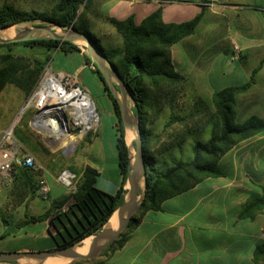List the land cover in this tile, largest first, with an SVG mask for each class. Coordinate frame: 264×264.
Wrapping results in <instances>:
<instances>
[{
	"label": "crops",
	"instance_id": "0c3cea01",
	"mask_svg": "<svg viewBox=\"0 0 264 264\" xmlns=\"http://www.w3.org/2000/svg\"><path fill=\"white\" fill-rule=\"evenodd\" d=\"M99 2L105 8V17L122 20L133 15L136 23L157 8H161L162 20L167 23L184 22L201 13L195 31L171 47L174 68L186 78L190 91L187 101L194 103L190 107L198 114L191 127L201 130L209 124L210 117H215L214 91L250 80L251 85L235 96L236 121L242 122L251 115L264 118V0ZM182 44L184 57L175 60L174 49L182 48ZM234 45L240 49L238 55H234ZM68 54L75 58L70 67L50 68L49 72L73 75L89 94L80 77L89 69L94 75V85L104 92L92 66L79 53ZM108 112L113 118L111 124L116 136L117 119L111 101ZM97 117V128L86 142L88 148L82 161L68 158L64 166L55 163L47 166L36 156L41 171L34 173L45 178L49 188L46 197L39 195L38 189L32 191L18 173L11 183L0 178V209L4 207L11 218L8 221L0 211V252L47 250L45 247L51 241L48 220L32 219L45 213L53 200L73 191L86 165L98 172L97 188L110 194L116 192L121 175L119 170L105 175L107 145L97 139L98 113ZM40 119L34 116L29 126L53 162L58 159V155H52L57 147L50 146L38 133H47V140L51 138L54 144L58 137L45 121L42 126L37 124ZM171 135L165 138L163 135L162 141ZM20 144L26 150L27 146ZM27 149L34 155L40 153ZM217 166L221 174L206 177L192 188L164 200L160 209L146 212L124 245L103 256L98 264H264V256H254L257 247L264 245V131L233 146L219 158ZM125 188L126 180L123 185L126 191ZM42 200L47 203H40Z\"/></svg>",
	"mask_w": 264,
	"mask_h": 264
},
{
	"label": "trees",
	"instance_id": "16d2710c",
	"mask_svg": "<svg viewBox=\"0 0 264 264\" xmlns=\"http://www.w3.org/2000/svg\"><path fill=\"white\" fill-rule=\"evenodd\" d=\"M94 2L95 0H57L51 8L43 11L20 9L8 2L0 3V28L22 23H55L72 26L85 33L96 42L113 65L137 108L146 170L144 196L125 229L99 257L78 259L67 264H98L103 256L124 245L128 234L135 229L146 212L160 209L164 200L192 188L206 177L221 174L217 166L219 158L239 142L264 131V118L251 115L242 122L236 121L235 96L246 90L251 85V80L242 85L216 90L212 93L214 115L217 117L213 134L207 140L198 141L192 146L191 160L171 159L166 168H159L156 154L181 144L192 130L187 123L194 115L192 112L171 115L169 122H179L183 128L168 136L165 141H162L163 133L152 131L149 125L159 119L165 108L173 111L187 94L186 78L174 68L171 47L195 31L201 13L180 23L164 22L161 8H157L139 23L135 22L133 15L122 20L105 17L122 40L121 46L105 49L89 28V11L91 12ZM57 50L64 54L79 53L86 64L92 65L103 91L111 101L117 119L115 148L121 183L114 194L100 190L95 186L98 172L86 165L77 178L74 190L53 200L45 213L32 219L48 220L51 241L45 247L47 250L70 246L99 231L123 200V185L128 172V150L117 102L110 94L102 74L77 45L56 39L0 44V93L6 86L12 85L24 97H28ZM44 83L45 80H42L41 86ZM30 118V114L22 115L15 124L13 133L20 143L35 152L44 147L29 126ZM91 132L85 134L86 141ZM17 173L27 180L32 191L38 189L37 174L25 167L16 168V175ZM254 256H264V245L257 247Z\"/></svg>",
	"mask_w": 264,
	"mask_h": 264
},
{
	"label": "rangeland",
	"instance_id": "374dc122",
	"mask_svg": "<svg viewBox=\"0 0 264 264\" xmlns=\"http://www.w3.org/2000/svg\"><path fill=\"white\" fill-rule=\"evenodd\" d=\"M2 2H8L13 4L15 7L20 9H35L39 11L47 10L51 8L57 0H0V3ZM91 12L89 11V23H90V31L94 34V36L98 39L99 44L105 48H113L121 46L122 40L119 34L114 30V28L105 20V8L100 5L99 0L95 1L93 5L91 6ZM94 14H97V18H95ZM37 24V23H36ZM180 48L178 46L177 50L174 49V59L178 60L183 58L182 49L184 50L185 47L182 44ZM75 59L70 54H64L62 52H59L57 54L53 55V60L49 61L46 66L44 67V70L42 72L41 78L44 77V73L50 71V68H60L65 69L71 66L72 60ZM80 77L83 79L84 84L87 86L89 90V94L91 95V98L94 102V105L97 109V113L99 115L100 119V128L97 133V139L103 140L104 143H106V160L104 162L105 166V175L112 174L113 171L118 173V166H117V157L115 153L114 148V139H115V131L112 128V121L113 118L109 114V106H110V99L105 94V92H102L101 89L98 90V88L94 85V75L91 73L89 69H86L84 73L80 74ZM36 84L34 91L37 90L39 86V82ZM46 84L45 83L38 89L36 92L37 95H40L41 90L44 88ZM190 94L189 89H187V94ZM186 95L183 96L182 102H179L178 106L176 108H165L161 114L159 119L153 123L152 125H149V127L154 132H161L164 135V138L166 135H171L173 133H178L182 128V124L179 122H169L171 119L172 114H189L193 113V117L191 120H188V125L192 126L191 124L193 119H196V114L190 107L191 105H194L192 101L190 103L187 101ZM30 95L28 97H24L23 93L15 88L12 85H8L4 88V90L0 93V130L3 129L5 126H7L10 122L15 121V124H17L20 120V117L25 114H30V121L34 116H39V110L38 108H35L33 103H30L26 108L22 109L24 105L26 104L27 100L29 99ZM42 110V109H41ZM40 110V111H41ZM36 119V118H35ZM46 120V117H41L39 121H36L37 124L42 126L43 121ZM199 120V119H197ZM217 122V117H210L209 118V124L206 125L203 129L198 130L195 129V127L192 128L191 132L187 135L186 139L178 145H175L171 147L170 149L160 153L156 154V164L159 168L164 169L169 164L171 159H181L185 161H189L192 159L193 153H192V146L198 142V141H205L207 140L214 132L215 127L214 125ZM166 123H168V126H165ZM45 127V126H44ZM97 128V127H96ZM70 132L63 134H53L58 137L57 143L55 144L51 141V138L47 140L48 134L38 133L39 137L44 136V139L46 142L52 146L57 147L55 149V153L52 154L58 155V159H55V161H51L49 158V152L44 149H40L37 151L39 153L38 155L34 153H31L29 149L24 150L25 152H29L31 155H33L35 158L38 156L43 162L46 163L47 166H50L52 163H55L57 165L64 166L66 164L67 159H79V161H82V156L85 151H87L88 146L86 145L85 140V134H81L76 130H71L69 128ZM51 135V134H50ZM80 137V138H79ZM70 161V160H69ZM41 162V161H40ZM42 163V162H41ZM81 163V162H80ZM60 171H58V174ZM53 180L52 177H50V184ZM56 193H54L55 195ZM40 203L46 204V201H40ZM1 215L5 217L8 221H11L10 216L8 213H6V210L4 207H1L0 209Z\"/></svg>",
	"mask_w": 264,
	"mask_h": 264
},
{
	"label": "water",
	"instance_id": "95a60500",
	"mask_svg": "<svg viewBox=\"0 0 264 264\" xmlns=\"http://www.w3.org/2000/svg\"><path fill=\"white\" fill-rule=\"evenodd\" d=\"M0 31H7L6 35L0 34V44L35 39H56L68 41L77 45L79 49L91 59L94 66L102 74L110 94L117 102L120 120L123 126L124 140L128 150V172L126 176V191L123 195V200L101 229L95 234L86 237L90 239L85 251L78 250L80 243L86 239L83 238L63 248L0 252V262H10L13 264H44L49 258H62L68 259L67 263H70L78 259L89 260L99 257L102 251L110 243L115 241L119 234L125 229L144 196L146 170L142 151L138 112L132 95L129 93L117 71L106 59L96 42L91 40L85 33L76 30L72 26L58 25L55 23H22L2 27ZM40 115L46 117L45 124L53 134H60L62 131L66 133L70 132L68 120L64 111L57 110L48 112L42 110L39 112V116ZM127 130L134 131L135 133L130 142L126 139ZM114 213H116L117 218L115 226L110 222V218Z\"/></svg>",
	"mask_w": 264,
	"mask_h": 264
},
{
	"label": "built area",
	"instance_id": "2783aa9c",
	"mask_svg": "<svg viewBox=\"0 0 264 264\" xmlns=\"http://www.w3.org/2000/svg\"><path fill=\"white\" fill-rule=\"evenodd\" d=\"M239 51V47L234 45V55H238ZM48 78L56 85L55 95L60 97L57 100H52L53 97L48 92H45L40 97L36 95V92L41 87L42 80ZM44 88L48 90L47 86ZM30 103H33L35 108L48 112L64 111L69 128L81 134L93 131L98 124L96 109L90 95L71 74L45 72L37 90L30 94L22 109L26 108ZM36 117L41 118L44 116L37 115ZM60 118L63 121L61 115ZM14 126L15 121H12L0 130V178L5 183H11L15 180L16 168L18 167H25L36 173L41 171V166L36 158L29 152H25L20 142L15 138L13 133ZM38 193L42 197H46L49 193V188L43 175L38 176Z\"/></svg>",
	"mask_w": 264,
	"mask_h": 264
},
{
	"label": "bare ground",
	"instance_id": "6f19581e",
	"mask_svg": "<svg viewBox=\"0 0 264 264\" xmlns=\"http://www.w3.org/2000/svg\"><path fill=\"white\" fill-rule=\"evenodd\" d=\"M0 34H4V35H6V34H7V31H0ZM45 86H47V89H48V90H45V88H43V89L41 90L39 96H38L37 93H36V95H37L38 97H40V96H41L42 94H44L45 92H48L49 95H51V96L53 97L52 100H54V99L57 100V98H60V97H57L58 95H57V96L55 95V93H56V85H55L54 82L51 81V79H49V78L46 79V84H45ZM45 86H44V87H45ZM63 123H64V122H63ZM134 135H135L134 131L127 130V135H126V139H127V141L130 142V141L132 140V138L134 137ZM116 221H117L116 213H114V214L112 215V217L110 218V222L115 226V225H116ZM89 239H90V238H86V239H84V240L80 243V246L78 247V250H79V251H85V249H86L87 246H88ZM67 262H68V259H62V258H49V259H47V260L45 261L44 264H65V263H67Z\"/></svg>",
	"mask_w": 264,
	"mask_h": 264
}]
</instances>
